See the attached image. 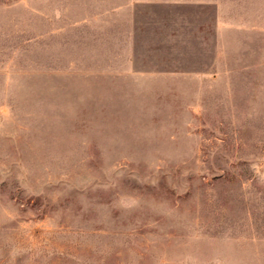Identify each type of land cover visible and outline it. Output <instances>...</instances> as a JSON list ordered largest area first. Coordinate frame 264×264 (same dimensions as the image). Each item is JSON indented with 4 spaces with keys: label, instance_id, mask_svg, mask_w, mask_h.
Returning <instances> with one entry per match:
<instances>
[{
    "label": "rangeland",
    "instance_id": "374dc122",
    "mask_svg": "<svg viewBox=\"0 0 264 264\" xmlns=\"http://www.w3.org/2000/svg\"><path fill=\"white\" fill-rule=\"evenodd\" d=\"M0 264H264V0H0Z\"/></svg>",
    "mask_w": 264,
    "mask_h": 264
}]
</instances>
